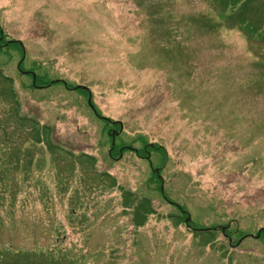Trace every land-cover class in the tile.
Instances as JSON below:
<instances>
[{
	"label": "rangeland",
	"instance_id": "1",
	"mask_svg": "<svg viewBox=\"0 0 264 264\" xmlns=\"http://www.w3.org/2000/svg\"><path fill=\"white\" fill-rule=\"evenodd\" d=\"M223 1L0 0L23 68L52 82L0 47V126L22 159L0 264H264V0Z\"/></svg>",
	"mask_w": 264,
	"mask_h": 264
},
{
	"label": "trees",
	"instance_id": "2",
	"mask_svg": "<svg viewBox=\"0 0 264 264\" xmlns=\"http://www.w3.org/2000/svg\"><path fill=\"white\" fill-rule=\"evenodd\" d=\"M230 0H226V1H223L224 4L227 6L228 3H229ZM241 1V2H240ZM250 0H231L230 2H232L234 4V6H232L231 8V11L234 12L233 14L236 15L235 13H240L244 10V5L247 4ZM240 2V5L238 6V9L237 11L235 12V9L237 7V3ZM223 4V3H222ZM243 17V16H241ZM227 18H229V16H227ZM226 18V19H227ZM244 23V22H243ZM244 27L247 29V32H249V34L251 35V38L252 37H256L255 34H257V37L260 36V33L259 31H252V29L246 25L244 23ZM252 27H253V24H252ZM1 49V48H0ZM23 76H28L29 78L31 77L32 78V75L28 74V75H23ZM0 77H2L3 79L5 80H8V82L12 83L13 79L11 77H8L6 75L3 74V72H1V69H0ZM32 82H33V79H32ZM41 82L42 85H47L50 86L52 85V82H48L46 80H43V78H41L40 75H37V83ZM54 83V82H53ZM9 88H7V91H8V96H9V101H12V111H14V109L17 107H19V103H18V100L15 99V93L13 91V89L11 88V85H8ZM5 91V90H4ZM6 94V92L4 93ZM15 109V110H16ZM21 116V115H20ZM29 119L30 121L33 120V118H31L30 116H22L20 117V121L22 124H24V122ZM29 125H27L28 127ZM26 126H23L21 127V130H23ZM0 129H2V132H1V140H2V134L4 135L5 137V142L0 144V206H4L5 204H10V205H13V201L16 202L17 200V196L18 194L20 193L18 191V188L16 185L14 184H10L8 185L6 183V179L8 177H5V176H8L6 175V171H9L10 169H14V165L18 167V165L22 162L20 156H21V145H19V143H17V139L19 138H16L14 135L13 132H11L10 130L6 129L5 126H0ZM30 129V127H28V130L26 131V134L25 135H30L31 132H28ZM44 131H43V137L44 138H47L49 141L52 139V130H51V127L50 126H44ZM24 133V130L22 131L21 134ZM23 138V136L20 138V140ZM7 140V141H6ZM39 142H42V140L38 139ZM8 144H7V143ZM22 142V141H21ZM51 142V141H50ZM21 144V143H20ZM3 145V146H1ZM19 145V146H18ZM148 148L149 149H161V150H165V147L161 144H158L157 142H154V143H149L148 145ZM10 151V152H9ZM11 156V158H9ZM14 155V156H13ZM3 171V172H2ZM161 180V179H160ZM5 192L7 193V195L5 194ZM9 192V193H8ZM149 204L150 202L146 199L144 200V204ZM148 206H145L144 209L146 210L144 212V214H148V212H151L150 210L147 209ZM142 208V207H141ZM143 219H144V216H143ZM231 229V227H230ZM232 229L236 230L237 228L236 227H233ZM264 230V229H263ZM239 231V230H238ZM240 232V231H239ZM264 232V231H263ZM239 236H243V233H239L238 234ZM42 253H45L43 251H41ZM8 254V253H6ZM56 256H51L50 259L52 261H57V257L54 258Z\"/></svg>",
	"mask_w": 264,
	"mask_h": 264
},
{
	"label": "flooded vegetation",
	"instance_id": "3",
	"mask_svg": "<svg viewBox=\"0 0 264 264\" xmlns=\"http://www.w3.org/2000/svg\"><path fill=\"white\" fill-rule=\"evenodd\" d=\"M6 44L7 45H9V44L16 45L17 46L16 47L17 48L16 50H19V52H21V59L19 60V62L17 64L18 70L20 72H22V73H30L32 75V70H29L28 71V70H25L23 68L24 67V59H26V56H27V49H26L25 42L23 40H21L20 38H18V37H14V36H11V35L7 36L6 35L5 28L2 25H0V47L5 46ZM116 133H118V131H116L115 129H111L112 136H114ZM114 146L115 145H113V147ZM120 151H121V156H122L124 151H122V149ZM136 153L138 154V151L137 150H136ZM149 153L150 152L148 151V154H146L144 157L149 158L150 157V154ZM111 154H113V151L112 150H111ZM116 158H118V157H116ZM149 161H150V159H149Z\"/></svg>",
	"mask_w": 264,
	"mask_h": 264
},
{
	"label": "water",
	"instance_id": "4",
	"mask_svg": "<svg viewBox=\"0 0 264 264\" xmlns=\"http://www.w3.org/2000/svg\"><path fill=\"white\" fill-rule=\"evenodd\" d=\"M34 78H36L35 74H34ZM89 103L92 105L91 98L89 99ZM189 220H190V217H188V219L186 220V223H188Z\"/></svg>",
	"mask_w": 264,
	"mask_h": 264
}]
</instances>
